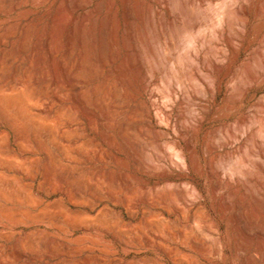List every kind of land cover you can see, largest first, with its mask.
<instances>
[{"label": "rangeland", "instance_id": "obj_1", "mask_svg": "<svg viewBox=\"0 0 264 264\" xmlns=\"http://www.w3.org/2000/svg\"><path fill=\"white\" fill-rule=\"evenodd\" d=\"M79 1L0 0V264H264L257 7Z\"/></svg>", "mask_w": 264, "mask_h": 264}, {"label": "bare ground", "instance_id": "obj_2", "mask_svg": "<svg viewBox=\"0 0 264 264\" xmlns=\"http://www.w3.org/2000/svg\"><path fill=\"white\" fill-rule=\"evenodd\" d=\"M90 1L91 0H80L79 1V5L80 6H82V7H85V6H87L89 3H90ZM122 1V4H123V6H124V8H126L127 9V6L129 5L128 3H129V1L130 0H121ZM245 1H247V3L249 2V4L250 5H252V6H256L255 8H256V10H258L259 11V17L258 18H264V0H242V1H240L241 2V5H242V8H244V7H246V4L244 3ZM104 2V1H103ZM98 3H100V2H98ZM102 4V3H101ZM101 4H99V5H101ZM99 5H97V7L99 6ZM103 5V4H102ZM109 5H111V6H109V7H112V6H114L115 5V0H111V2L109 3ZM249 6V5H248ZM103 7V6H102ZM150 7H151V10H152V12H154V10L156 9V5L154 4V3H151V5H150ZM249 7H251V6H249ZM241 8V9H242ZM99 9H101L102 10V8H101V6H100V8ZM110 9V8H109ZM112 9V8H111ZM110 9V11H112ZM245 9V8H244ZM90 11H91V8L89 9ZM92 10H94V9H92ZM98 10V9H97ZM247 10L248 9H246L245 11H246V13H247ZM252 10V9H251ZM96 11V10H95ZM242 11H243V9H242ZM95 13V12H94ZM108 13V12H107ZM125 13H127V12H125ZM130 13V12H129ZM243 13V12H242ZM115 14H116V12H115ZM118 14V13H117ZM116 14V15H117ZM128 14V13H127ZM231 14V13H230ZM229 14V15H230ZM244 14V13H243ZM84 16L82 17V26H83V39H84V42L86 43V44H88V38H89V35H90V33H88V23L90 22L89 20L91 19L90 17L92 16L91 14H89V13H85V14H83ZM130 15V14H129ZM258 15V14H257ZM107 16V15H106ZM256 16V15H255ZM110 17V16H109ZM108 17V18H109ZM112 17V16H111ZM232 18V17H231ZM117 19V18H116ZM108 20V19H107ZM109 20H110V18H109ZM118 20H119V18H118ZM118 22V21H117ZM128 22V21H127ZM247 22V21H246ZM105 23L107 24H109V22L107 21H105ZM112 23V22H111ZM114 23L116 24V22L114 21ZM114 23H113V25H114ZM259 23V22H258ZM107 24V25H108ZM131 24V23H130ZM117 25V24H116ZM116 25H114V26H112V31H114L115 33H116V29H117V27H116ZM261 25V24H260ZM128 26V25H127ZM131 26V25H130ZM130 26H128V27H130ZM259 26V25H258ZM262 26V25H261ZM106 27H108V26H106ZM113 27H115V28H113ZM253 27H254V25H253ZM131 28V27H130ZM195 28V23H191V24H188L187 25V29L186 30H188L189 32H193V29ZM258 28H260V27H258ZM262 28V27H261ZM115 29V30H114ZM254 29H256V28H254ZM113 32V33H114ZM129 32V31H128ZM113 33H111L112 34V36H113ZM115 33H114V36H115ZM259 34V33H258ZM91 36V35H90ZM111 36V37H112ZM91 40V39H90ZM110 40H116V36H115V38H113L112 37V39L110 38ZM198 40V39H197ZM107 43L109 44V40L107 41ZM110 57V56H109ZM211 86V85H210ZM209 88V87H208ZM201 89V88H200ZM199 89V90H200ZM213 89H214V87H213ZM199 90H197V91H199ZM220 91V90H219ZM215 91L214 90H211V94L214 96L215 95V93H214ZM201 93V92H200ZM195 95V94H194ZM239 95H241L242 96V90H241V93H239ZM197 98V97H196ZM240 98V97H239ZM202 98H200L199 99V105H200V107H202V110H204V112L203 113H206V112H208L207 110H206V108H205V106H206V103H203L202 102ZM205 100V99H204ZM230 106V105H229ZM207 107V109H208V106H206ZM229 110V109H228ZM161 112H162V114H163V116H165L166 117V119L168 120V121H171V119H172V115H171V113L168 111V110H166L165 108L163 109H161ZM205 115V114H204ZM171 143L173 144V146L176 148V150H177V154H179L182 158H186L187 157V154H186V149H185V147L178 141V140H176V139H174V140H172L171 141ZM223 145L224 146H226L227 145V143H223ZM162 146V145H161ZM238 168H240V167H238ZM242 168V167H241ZM262 168V167H261ZM264 169V168H263ZM234 173V172H233ZM237 173V172H236ZM240 173V172H239ZM239 176V175H238ZM220 189H221V187L220 186H216L215 187V191L217 192V193H219L220 192ZM258 190H259V200H260V202H261V205H263L264 204V170L262 171V179L260 180V182H259V188H258ZM236 191V193H237V190H235ZM196 192H197V190H196ZM224 207L226 208V209H228L229 210V206H228V204H227V202L225 201V203H224ZM259 203H257V205L255 206V208L257 209V210H259V212L260 213H262V215L264 214V207H262ZM233 219V221L235 222V223H237L236 221H237V218L236 217H232ZM236 229H237V231H238V233H242V237L243 236H250V232H248L246 229H244L243 227H242V232H241V228L238 226V225H236ZM258 236H259V245L256 247V250L259 252L260 250H262V247H263V241H264V231L262 230V229H259V231H258Z\"/></svg>", "mask_w": 264, "mask_h": 264}]
</instances>
